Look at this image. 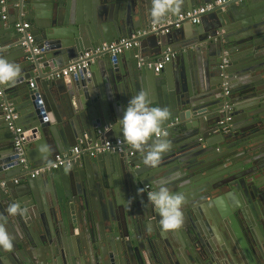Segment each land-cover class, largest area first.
<instances>
[{"label":"water","instance_id":"water-1","mask_svg":"<svg viewBox=\"0 0 264 264\" xmlns=\"http://www.w3.org/2000/svg\"><path fill=\"white\" fill-rule=\"evenodd\" d=\"M6 1L16 17L0 14V56L21 72L14 84L0 85V180H7L0 226L13 238L10 250L0 248V264H264V86L260 106L245 97L264 84V0L226 2L197 24L147 33L114 60L109 51L92 52L211 0H172L179 11L159 21L150 14L152 0ZM17 20L30 22L32 43L22 45ZM87 51L85 67L56 77ZM165 55L159 73L140 64ZM140 91L169 110L162 127L170 148L156 168L126 146L78 154L68 166L30 176L79 139H122L118 118ZM6 103L26 134V167L4 119ZM225 117L231 118L222 132ZM215 144L222 149L214 151ZM24 171V182L13 183ZM163 177L186 197L182 225L167 231L147 199ZM12 202L25 214L8 216Z\"/></svg>","mask_w":264,"mask_h":264},{"label":"clouds","instance_id":"clouds-1","mask_svg":"<svg viewBox=\"0 0 264 264\" xmlns=\"http://www.w3.org/2000/svg\"><path fill=\"white\" fill-rule=\"evenodd\" d=\"M179 11V5L172 0H152L151 16L161 20L168 13ZM18 64L0 56V85L14 84L20 75ZM169 117V110L155 106L149 101L145 92L140 91L127 101L118 125L122 139L133 149L139 151L146 166L156 168L162 155L169 150L167 131L162 127ZM151 139V143L149 140ZM171 178L157 180L153 190L148 193V202L154 208L163 230L178 229L183 223V205L186 197L183 192H173L168 186ZM26 209L18 202L8 204L6 213L14 217L24 215ZM13 238L7 230L0 226V248L10 250Z\"/></svg>","mask_w":264,"mask_h":264},{"label":"built area","instance_id":"built-area-1","mask_svg":"<svg viewBox=\"0 0 264 264\" xmlns=\"http://www.w3.org/2000/svg\"><path fill=\"white\" fill-rule=\"evenodd\" d=\"M235 0H211L209 2L197 5L190 10L181 11L174 16H170L166 19H163L159 22H154L150 24L148 27L144 29L136 30L130 37L119 38L116 42L109 43H101L96 48H94L92 53H99L104 51H109L113 56L112 60H114V56L120 54L124 49H130L138 44L137 38L145 35L147 33L160 31L161 33L167 32L169 28H176L181 25L182 22L188 21L192 24H197L199 22V15L212 10L213 8L222 5L226 2H231ZM1 3V17L2 19L6 18V5L4 0H0ZM14 30L22 35V45L30 44L34 41V36L30 31V22L27 20H17L14 23ZM35 53L39 52V49L33 48ZM91 52H84L82 57H80L81 61L70 63L67 67L63 68L61 71L56 73V77H67L71 73L77 71L78 69L86 66L85 59L88 58ZM169 59L168 55H165L162 60L155 62H144L140 61V64H146L149 68H151L155 73H159L163 66L164 62ZM228 64V53L226 50L222 51L221 54V63L220 67L225 68ZM223 76H225L222 73ZM228 81H224L222 83L223 90L227 92ZM30 87H33L32 82L29 83ZM4 119L7 122L8 128L12 132L13 135V144L15 153L17 154L18 162L24 164L26 167V156H25V142H26V134L22 130V127L17 123L19 114L14 109V107L6 103L4 106ZM172 124V123H170ZM128 144L123 141L121 138L115 139H105L101 142L95 144L83 143L82 139L77 143V145L73 146L70 150V153H62L58 154L48 163L40 164L32 169L28 170V173L31 177L38 176L41 173L46 171L56 169L59 166H68L71 161L78 154H85L88 156H95L103 153H119L124 150V148ZM20 180L18 178L12 179V182L17 184ZM7 180H0V188H4L6 186Z\"/></svg>","mask_w":264,"mask_h":264},{"label":"crops","instance_id":"crops-1","mask_svg":"<svg viewBox=\"0 0 264 264\" xmlns=\"http://www.w3.org/2000/svg\"><path fill=\"white\" fill-rule=\"evenodd\" d=\"M12 1H10L9 2V7L6 5V3H7V1L6 0H4V3H5V5H6V18H7V16H9L10 18H13V17H16V13L14 12V9H13V7H12V3H11ZM73 11H75L76 12V6H74V8H73ZM78 12L80 13V14H82L83 15V12H84V10L82 9V8H78ZM2 18V17H1ZM5 18V19H6ZM156 62L157 61H160V60H155ZM155 61H153V62H155ZM206 69V68H205ZM262 80L264 81V77L262 78ZM263 86H264V84L262 85V86H259L257 89H254L253 91H255V97H253L252 95H249L250 94V92L249 93H247V95L245 96L246 97V100L247 101H254L253 102V104H256V106H260L259 105V102L262 100V92H263ZM153 95L156 97V92H154L153 93ZM239 103H241V104H243L244 103V101H242V102H239ZM172 121H173V119H172ZM171 121V122H172ZM18 123V122H17ZM117 138H120V137H117ZM109 139H111V138H109ZM81 139H79L78 140V142L80 141ZM96 142H94L93 141V143H88V144H95ZM35 146L33 145V144H30V146H29V149L28 150H33V148H34ZM127 147H131V146H129V145H127ZM45 175H47V174H45ZM49 175V174H48ZM25 177H26V171H24L23 173H20L19 175H17L15 178H18L20 181L18 182V186L19 185H21L23 182H24V179H25ZM169 241H170V238H169Z\"/></svg>","mask_w":264,"mask_h":264},{"label":"flooded vegetation","instance_id":"flooded-vegetation-1","mask_svg":"<svg viewBox=\"0 0 264 264\" xmlns=\"http://www.w3.org/2000/svg\"><path fill=\"white\" fill-rule=\"evenodd\" d=\"M228 62H229V57H228ZM222 95L223 96H228L229 95V90L227 89V92H225L224 90H223V92H222ZM228 109H229V111H232V107H228ZM230 118L231 117H225L223 120H220L219 122H218V129H220V131H222V132H227L228 131V124L226 125V122L228 121V120H230ZM178 121V119L177 118H175V119H173V121L172 122H170V123H172V124H174L175 122H177ZM222 149V147L220 146V145H214V151H220ZM222 162H224L225 160H221ZM226 164H228V162H225V165ZM18 184V183H17Z\"/></svg>","mask_w":264,"mask_h":264}]
</instances>
